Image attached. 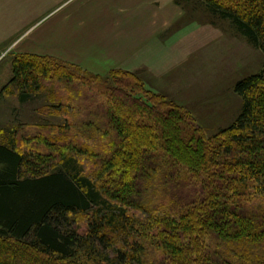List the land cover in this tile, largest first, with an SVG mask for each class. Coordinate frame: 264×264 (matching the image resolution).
Returning <instances> with one entry per match:
<instances>
[{
  "label": "trees",
  "instance_id": "obj_1",
  "mask_svg": "<svg viewBox=\"0 0 264 264\" xmlns=\"http://www.w3.org/2000/svg\"><path fill=\"white\" fill-rule=\"evenodd\" d=\"M197 1L264 56V0ZM45 81L63 88L61 107L75 101L60 134L69 149L48 161L0 145V264H264V63L235 83L240 113L208 138L172 104L143 107L159 97L136 74L12 63L21 101ZM78 154L95 158L97 183Z\"/></svg>",
  "mask_w": 264,
  "mask_h": 264
},
{
  "label": "rangeland",
  "instance_id": "obj_2",
  "mask_svg": "<svg viewBox=\"0 0 264 264\" xmlns=\"http://www.w3.org/2000/svg\"><path fill=\"white\" fill-rule=\"evenodd\" d=\"M171 17L178 18L167 24ZM145 31L130 28L129 38H125L129 59L128 63H123L125 68H136L132 72L144 80V90L159 97L152 101L150 95L143 93L142 106L147 104L149 109L162 110L166 108L165 104H172L193 120L189 130L196 126L206 138L228 128L240 113L242 104L233 91L234 85L260 70L264 63L262 53L230 22L211 14L197 0H179L178 10L152 25L141 44ZM8 52V49L4 50L2 56H8ZM38 63L59 67L48 61ZM9 64L6 57L0 61V75ZM115 71L122 70L111 72ZM111 72L100 78H109ZM10 78L11 70L7 67L5 76L0 77V145L17 146L21 152H39L49 156L48 161H55L69 149L59 145L64 143L60 134L72 119V111L66 108L74 105L75 101L68 100L69 107H61L58 102H65L68 98L61 95L63 88L57 89L55 83L48 81L21 101L19 90L9 85ZM85 80L94 85L98 83ZM51 92L55 93L52 95L54 99L49 96ZM87 95L95 101L101 100L96 95ZM152 113L148 111L146 116ZM89 120L92 125L106 124L104 118ZM106 127L108 129L109 126ZM43 140L54 144L55 149L50 151ZM82 141L88 146L87 140ZM74 157L82 165L84 175L97 183L99 175L95 158L88 161L81 154Z\"/></svg>",
  "mask_w": 264,
  "mask_h": 264
},
{
  "label": "crops",
  "instance_id": "obj_3",
  "mask_svg": "<svg viewBox=\"0 0 264 264\" xmlns=\"http://www.w3.org/2000/svg\"><path fill=\"white\" fill-rule=\"evenodd\" d=\"M178 4L179 0H0V61H10L0 77L20 57L51 59L98 77L114 69L133 73L136 68L123 65L129 59L125 38L130 28L146 30L143 44L152 25L178 10ZM171 18L167 24L178 17Z\"/></svg>",
  "mask_w": 264,
  "mask_h": 264
}]
</instances>
